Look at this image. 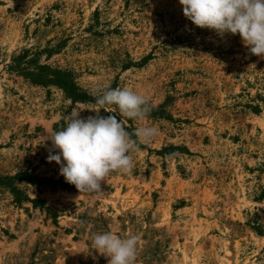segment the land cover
Returning <instances> with one entry per match:
<instances>
[{"label":"rangeland","instance_id":"374dc122","mask_svg":"<svg viewBox=\"0 0 264 264\" xmlns=\"http://www.w3.org/2000/svg\"><path fill=\"white\" fill-rule=\"evenodd\" d=\"M39 66L95 99L146 98L143 122L112 111L133 139L159 130L130 174L79 193L47 162L43 137L96 105L34 84ZM0 181V264H108L92 237L109 231L139 236L135 264H264V57L194 27L178 0H0Z\"/></svg>","mask_w":264,"mask_h":264},{"label":"clouds","instance_id":"9594fccd","mask_svg":"<svg viewBox=\"0 0 264 264\" xmlns=\"http://www.w3.org/2000/svg\"><path fill=\"white\" fill-rule=\"evenodd\" d=\"M185 19L199 29L219 36L238 35L249 52L264 57V0H178ZM95 115L80 117V111L67 117V123L43 140L50 141L53 153L47 162L59 166V175L80 192L99 193L102 182L112 172L130 174L131 153L147 144L159 130L140 126L134 136L126 131L115 115L101 116L100 111L118 110L124 118L143 122L149 108L146 98L129 89H110L96 99ZM139 236L121 237L111 231L94 234L93 247L107 258L108 264H135Z\"/></svg>","mask_w":264,"mask_h":264},{"label":"trees","instance_id":"16d2710c","mask_svg":"<svg viewBox=\"0 0 264 264\" xmlns=\"http://www.w3.org/2000/svg\"><path fill=\"white\" fill-rule=\"evenodd\" d=\"M30 76H31L32 82H34V84L36 85H42V86L53 85L57 87L59 90L63 92L65 98L69 100L71 104L80 103V104L96 105L95 104L96 99L90 96L89 94H87L86 92L80 91L77 88L70 73H68L67 71H59L57 69L51 70L45 66H39L36 69L35 74L30 75ZM254 112H258V109L255 110ZM108 115H115L117 116V119H119L118 114H114L113 112L106 113V116ZM64 120L65 119L63 116L62 120L56 125H54V131L61 129L63 126L66 125ZM125 129L129 133L131 132L130 127H125ZM165 151H168V149H165ZM18 179H20L26 184L36 186V187H41L46 182V179H43L40 177H32L31 175H28L26 173L21 174L18 177ZM4 181L6 182L7 180H4ZM0 182H3V181H0ZM12 193L17 195L18 191H16L15 189H12ZM24 200L26 202L31 203L34 206H36V204L38 203L37 200H28L27 198H25Z\"/></svg>","mask_w":264,"mask_h":264}]
</instances>
